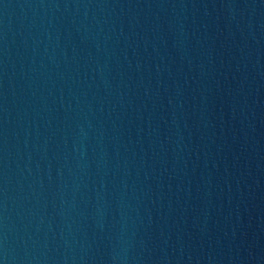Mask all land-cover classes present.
I'll list each match as a JSON object with an SVG mask.
<instances>
[{
  "label": "water",
  "instance_id": "95a60500",
  "mask_svg": "<svg viewBox=\"0 0 264 264\" xmlns=\"http://www.w3.org/2000/svg\"><path fill=\"white\" fill-rule=\"evenodd\" d=\"M0 264H264V0H0Z\"/></svg>",
  "mask_w": 264,
  "mask_h": 264
}]
</instances>
